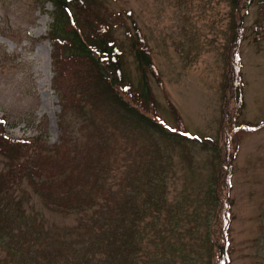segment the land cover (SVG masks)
<instances>
[{
	"label": "trees",
	"instance_id": "obj_1",
	"mask_svg": "<svg viewBox=\"0 0 264 264\" xmlns=\"http://www.w3.org/2000/svg\"><path fill=\"white\" fill-rule=\"evenodd\" d=\"M107 1L36 2L41 12H45L46 3L53 7L44 38L52 46L59 122L72 115L85 145H69L65 123L59 141L47 144L41 132L32 137L8 136L5 119L0 118V264H229L233 162L242 135L264 128V117L256 122L239 120L245 102L241 44L247 38L245 16L255 5L261 12L254 24V39H264V0H224L227 22L222 27L225 42L219 51V138L189 133L167 97L173 124L167 125L157 115L149 79L160 88L163 82L146 35L130 9L109 11ZM120 27L133 51L137 84L124 71V50L115 35ZM104 114L125 120L143 135L165 138V146H172V151L189 163L188 168L193 163L192 145L210 149L208 171L199 174L194 191L184 187L179 202L168 203L165 170L144 166V177L137 184L131 183V176L130 181L124 178V185H131L132 190L144 184L142 202L129 203L131 197L123 193L114 208L106 193V176L99 173L107 163L108 150L116 154L118 147L98 132ZM76 161L81 163L82 174ZM30 190L46 209L64 215L77 213L79 220L66 229L45 228L30 202ZM164 243L167 245L161 246Z\"/></svg>",
	"mask_w": 264,
	"mask_h": 264
},
{
	"label": "rangeland",
	"instance_id": "obj_2",
	"mask_svg": "<svg viewBox=\"0 0 264 264\" xmlns=\"http://www.w3.org/2000/svg\"><path fill=\"white\" fill-rule=\"evenodd\" d=\"M36 2L38 0H0V118L5 119L8 136L32 137L41 132L47 144L59 141L61 126L65 123L68 127L63 126L64 136L70 138L69 145L75 142L85 145L72 115L64 117L63 123L59 122L58 89L53 87L51 67L52 46L44 38L53 7L46 3L45 12H41ZM178 2H182L180 6ZM107 5L109 11L130 9L132 18L146 35L152 50L151 59L163 82L160 88L152 77L149 79L158 104L157 115L167 125L173 124L165 102L167 97L183 117L189 133L219 138L222 101L219 51L225 42L222 30L227 22L226 1L108 0ZM259 11L255 5L245 14L247 38L241 44L245 102L239 120L251 122L264 117V39L256 41L253 30ZM115 35L124 50L125 74L137 84L139 72L123 27L116 29ZM98 132L110 145L118 144L117 153L108 150L107 163L99 169V173L106 176V193L114 208L123 193L131 197L129 203L142 202L144 184L138 189L133 186L132 190L131 185H124V178L130 181L131 176V183L137 184L144 177V166L156 165L165 170L168 203H178L179 191L184 187L194 191L199 174L208 171L205 166L211 159V151L198 144L190 147L193 163L192 168H188L189 163L172 151V146H165V138L143 135L125 120L104 114ZM178 150L188 151V148L178 147ZM233 164L229 264H264V128L242 135ZM78 168L82 174L81 163ZM23 186L29 188L26 182ZM30 193V202L34 203L45 228L66 229L79 220L77 213L64 215L46 209L39 197L31 190ZM213 232L218 234V225Z\"/></svg>",
	"mask_w": 264,
	"mask_h": 264
}]
</instances>
